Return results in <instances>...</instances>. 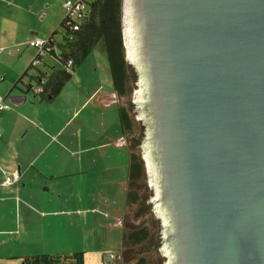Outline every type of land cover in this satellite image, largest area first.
Segmentation results:
<instances>
[{
    "label": "water",
    "instance_id": "obj_1",
    "mask_svg": "<svg viewBox=\"0 0 264 264\" xmlns=\"http://www.w3.org/2000/svg\"><path fill=\"white\" fill-rule=\"evenodd\" d=\"M120 19L169 264H264V0H121Z\"/></svg>",
    "mask_w": 264,
    "mask_h": 264
},
{
    "label": "crops",
    "instance_id": "obj_2",
    "mask_svg": "<svg viewBox=\"0 0 264 264\" xmlns=\"http://www.w3.org/2000/svg\"><path fill=\"white\" fill-rule=\"evenodd\" d=\"M66 1L0 0V103L15 100L19 104H8L10 109L0 117V183L2 170L21 174L18 185L0 186L1 264H23V258L47 254L45 249L51 246L23 244L22 239L45 230L50 217L72 215L74 210L57 213L47 208L57 205L58 195L65 202L64 187L77 188L84 183L83 176L97 189L114 191L115 199L105 204L101 214L109 233H121L118 247L124 243L118 222L127 206L133 152L131 132H125L120 122V108L125 106L112 84L105 44L101 41L97 46L106 60L108 87H93L84 98L86 87L68 92L70 87L65 85L59 95L45 101L26 93L22 85L35 73L29 66L36 52L29 43L52 36L56 45L63 42ZM57 56H44L38 69L62 68ZM79 70L73 75L78 82L85 76ZM21 93L27 94L26 99ZM92 173L94 177L88 178ZM104 219L96 222L97 230L104 228ZM14 248L16 252H11Z\"/></svg>",
    "mask_w": 264,
    "mask_h": 264
},
{
    "label": "rangeland",
    "instance_id": "obj_3",
    "mask_svg": "<svg viewBox=\"0 0 264 264\" xmlns=\"http://www.w3.org/2000/svg\"><path fill=\"white\" fill-rule=\"evenodd\" d=\"M59 35H61V29L59 30ZM102 43H104V41H102ZM100 47L101 46H99L98 48L97 46V48H94V50L88 55L86 60L77 69H80L81 71H79L86 77H93L96 75L95 79H87L84 76L79 77L80 81L78 82L74 80L75 78H72L68 82H66V85L70 87L68 92L76 90V87H86L82 92V96L85 98L87 97L88 93H92L93 87H108L111 84L110 77L107 74L108 68L106 65V60L102 55L103 53L102 50H100ZM127 84L128 89L120 99V104H122V106H125L124 108L126 110L128 105H131V103L134 102V96L137 91V86L133 78L128 79ZM10 103L7 102V104L12 106ZM127 112L133 124V135L131 132L130 140H137L134 147L133 142L130 143L133 152L132 154L136 153L139 157H145L144 152L139 150V140L141 139L143 131L142 122L137 121L139 117L138 114L135 113L134 108H132L131 111L127 110ZM88 146L92 147V142H89ZM87 177L93 178L94 175L92 173L90 175H87ZM142 177L143 178L139 185L144 191L140 187H137L138 189L140 188V191L135 189V192L142 195V197L146 196V198L143 199H145L147 202L152 197V191L147 187L148 179L146 178V172L142 175ZM83 178L85 179L84 183L81 182L77 188L70 187L71 185L69 187H64L65 190L63 192V196L67 199L65 202H61L58 195L57 205L47 208L48 210H55V212L57 213L63 210L66 212L74 210L72 212V215L70 217L60 216L54 217V219L53 217H50L48 220L46 219V221L48 222V227L41 232L35 231L34 235L31 238L25 239L23 237V244H40V248L51 246L50 248L48 247L45 249L47 254L50 256L65 257L72 256L75 253H84L85 264H104L105 255L109 252H113L111 251V249L121 250V246L118 247L121 242L120 234H118L117 232L112 234L108 232V228L106 225L107 222L105 223L104 215L102 216L101 214V211L104 210L105 204L115 199L114 191L110 188L108 189V191L97 189L95 185H92L93 182H87L85 176H83ZM69 193L71 195H69ZM91 197H93L94 199H92ZM121 198L122 196L120 194V200ZM143 199L142 201H145ZM136 202L137 200L134 203ZM131 204H128L126 206L125 211L123 212V216H127L128 218L132 217L131 220L135 224L133 226H142L141 219H133V216L136 214L138 209V202L137 204H133V206H131ZM121 205L122 204L120 201V208ZM148 215H144V217L146 218ZM102 218L104 219L102 223L104 228H102L101 230H97L98 227L95 228V224L96 222H101ZM121 219L122 218H119L118 222V225L120 226L122 225L123 221H121ZM109 221L111 222V220ZM144 226L148 227V229H151L152 231H156L155 227L150 223L149 220L146 221ZM151 235L154 237L155 233ZM144 240L145 239L137 244H133L128 240L124 241L123 248L127 251L130 264H134L135 262L139 261L141 259L140 257H142V259H145L148 264H163L164 259L158 256L156 253H141V251L145 249V246L148 245L147 241ZM11 252H16V249L14 248ZM41 252H43V250ZM8 264H11V262H8ZM13 264H19V261H13Z\"/></svg>",
    "mask_w": 264,
    "mask_h": 264
},
{
    "label": "trees",
    "instance_id": "obj_4",
    "mask_svg": "<svg viewBox=\"0 0 264 264\" xmlns=\"http://www.w3.org/2000/svg\"><path fill=\"white\" fill-rule=\"evenodd\" d=\"M87 5L88 12L85 19L78 25L74 21L65 19L62 23L63 42L56 45L53 40L47 47L46 55H58L62 68L51 69L48 67V72H43L38 68L30 70L35 73L30 74L27 84L21 83L26 93H32L35 98L45 101L56 97L61 93L66 82L73 78V73L77 71L88 55L101 41H104L114 88L120 97L125 94L128 89V70L120 19L121 0H93ZM75 26H77L76 30ZM69 61H72L70 67H68ZM39 88L43 90L41 94L38 93ZM120 122L125 132H133V124L125 108H120ZM136 159L134 154L131 155V180L139 173L141 175L142 171V166L136 162ZM131 203L132 196L128 192L127 205ZM130 239L131 235L124 232L122 241ZM142 240L132 242L137 244ZM23 264H85V255L84 253H75L65 257L37 255L23 258ZM136 264L148 263L145 259H140Z\"/></svg>",
    "mask_w": 264,
    "mask_h": 264
},
{
    "label": "flooded vegetation",
    "instance_id": "obj_5",
    "mask_svg": "<svg viewBox=\"0 0 264 264\" xmlns=\"http://www.w3.org/2000/svg\"><path fill=\"white\" fill-rule=\"evenodd\" d=\"M127 62V61H126ZM127 73H128V79L133 78V80H137V75L136 72L134 71V69L128 64L127 62ZM135 102H132L131 105H128L127 110L131 111L132 108L135 109ZM136 113V111H135ZM143 128V136L145 135V131H146V127L144 124ZM133 135V132H132ZM133 139V138H132ZM131 142H133V147L136 145L137 140H132ZM141 143V142H140ZM140 145V144H139ZM142 149V148H141ZM136 154V153H134ZM133 155V154H132ZM137 159L136 162L141 164L142 166V171H141V175L139 173L138 176H135L134 179L131 180L130 184H129V193L132 196V204L131 206H133V204H137L138 202V209L136 214L133 216V219H141V223L142 226H133L135 225L132 222V217H127V216H123V221H122V229L124 230V232H126L128 235H131V239L129 240L130 242L132 241H136V240H141V239H145L144 241H147L148 245L145 246V249H143L141 251V253H156L158 256L162 257L164 259V263L163 264H169V257L166 256V254L163 252V247L166 246L167 244H170L171 247L174 249L175 253H178V247H179V240L177 238V236H175V233H172V231L166 230L169 233V236L165 237L163 235L164 231H165V226L162 222V218L157 215L154 211V186H152V184L149 183V173H147V168H146V159L145 157H139L137 154L134 155ZM155 159L156 161L153 163L154 167L158 170V171H163V167H162V158L160 153H155ZM156 164V165H155ZM146 172V178L148 179V184L147 187L152 191V197L146 202L145 197H142V195H140L139 193L137 194L135 192V189L140 191V185L139 183L142 180V175ZM160 181V189H162L163 194L160 197V204L163 205V209H166V206H168V202H167V182L165 177H160L159 178ZM137 187H140L139 189ZM142 189V188H141ZM143 190V189H142ZM144 191V190H143ZM144 195V194H143ZM147 195V193H146ZM138 196V197H137ZM140 196V198H139ZM145 201H142V199ZM137 200L136 203H134ZM149 214V215H148ZM144 215H148L146 218L144 217ZM150 221L151 224H153V226L155 227L156 231H152L151 229H148V227L144 226L146 221ZM157 221V222H156ZM156 222V224H155ZM129 224V225H128ZM154 237L151 234H154ZM133 243V242H132ZM135 244V243H133ZM147 248V249H146ZM111 256H110V260L112 261V264H130L129 262V256L127 254V251L124 250L123 245L121 247V250H114L113 252H110ZM142 259V257H140ZM179 261V259H177ZM105 261V259H104ZM138 262V261H137ZM137 262H135L134 264H136ZM175 264H180L179 262H176Z\"/></svg>",
    "mask_w": 264,
    "mask_h": 264
},
{
    "label": "built area",
    "instance_id": "obj_6",
    "mask_svg": "<svg viewBox=\"0 0 264 264\" xmlns=\"http://www.w3.org/2000/svg\"><path fill=\"white\" fill-rule=\"evenodd\" d=\"M64 10H65V19L74 21L76 25H78L81 21L85 19L88 12V5L85 0H78V1H66L64 4ZM64 19V20H65ZM77 29V26H75V30ZM54 40L53 37L48 38H38L29 43V46L33 48L36 52V55L34 59L31 61L29 68L30 70L37 69L42 64V59L44 56H46L47 53V47L50 45V42ZM72 65V61H69L68 67ZM42 88L38 89V93H42ZM10 109V106L5 103H0V116L2 113L8 111ZM2 173L4 175V180L0 183V186H12V185H18L20 181V172H6L2 170Z\"/></svg>",
    "mask_w": 264,
    "mask_h": 264
}]
</instances>
